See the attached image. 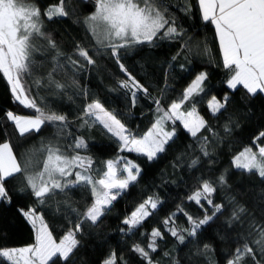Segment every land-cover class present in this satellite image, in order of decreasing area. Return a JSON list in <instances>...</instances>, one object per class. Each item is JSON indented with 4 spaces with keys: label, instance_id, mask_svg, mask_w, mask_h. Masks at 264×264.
Wrapping results in <instances>:
<instances>
[{
    "label": "snow or ice",
    "instance_id": "obj_1",
    "mask_svg": "<svg viewBox=\"0 0 264 264\" xmlns=\"http://www.w3.org/2000/svg\"><path fill=\"white\" fill-rule=\"evenodd\" d=\"M79 3L92 4L94 10L81 19L73 0H58L43 9L38 0H0V75L9 87L13 103L33 112L20 115L6 109L4 118H0V128L10 122L21 140L38 135L45 127L53 130L50 136L40 137L39 147L33 145L19 157L8 139L0 142V204L12 205L13 191L35 198V203L17 207V212L33 230V242L24 246L0 247V264H74L72 258L80 247L78 236L84 231V225L97 226L102 222L114 202L141 176V167L126 156L100 161L98 166L92 156L82 154L87 153L89 147L86 139L73 136L70 126L74 121L55 109L48 102L49 96L67 95L73 100V95L67 94L72 88L76 97L85 100L75 118L80 122L79 126L102 127L117 143L118 152H135L149 162L154 161L166 151L170 142H174L179 122L202 156L209 157L208 163H215L211 159L213 153L208 151L209 137L203 134L213 130L197 109L207 95L208 73H197L181 95L165 107L162 101L168 91L169 72L165 73V88L160 90V96L152 97L148 88L122 62V50L130 51L145 44L156 47L158 41L180 40L183 52L210 54L207 41H196L188 35L187 30L178 24L173 9L186 17L198 15L202 22L214 27L222 66L228 73L225 81L228 89L242 87L252 97L264 94V0H79ZM73 17V23L83 25L94 45L85 47L76 41L72 52L68 53L48 30L47 22ZM104 57H111L126 77L118 81V87L130 96L132 107L136 106L140 95L151 99L155 106V119L142 135L126 127L118 118L119 113L106 108L99 98L89 100V89L82 87L76 78L90 68L99 69L97 58ZM46 65L50 67L45 71ZM173 67V64L168 65L169 69ZM180 67L184 69L183 64ZM68 69L71 70L70 83L57 79L61 73L68 76ZM229 101L227 94L222 99L212 95L207 99V108L212 116L223 115ZM233 127L238 124L229 120L225 133H231ZM199 164L201 159L197 156L191 160L189 168H196ZM231 165L239 173L256 175L264 182V131L232 157ZM229 175L230 171L226 169L215 181L200 180L198 187L186 197L199 207L202 216H193L177 205L176 211L161 221L166 232L154 227L146 245L133 244L131 250L143 264H161L153 254L160 247L157 241L164 240L166 234L174 237L180 245L193 244L190 259L204 257L207 264H218L213 246L204 243L201 247L196 241L205 226L229 209L224 228L237 232V246L226 258V264H248L249 260L251 264H264V220H258L248 206L237 199L229 184ZM17 178L21 183L10 188L9 182ZM76 188L88 189L92 203L80 212L64 200L63 205L75 214L76 219H69L72 226L57 238L38 209L59 214L61 201L56 200L57 195ZM259 195L258 203L264 205V190ZM217 196H220V202H217ZM162 205L159 197H147L123 219L122 223L127 227L120 231L135 235L144 221L154 216ZM259 211L264 217V207ZM178 213L186 217L187 227L175 223ZM221 239L225 240L227 236H221ZM163 255L170 258V264H180L170 252L165 251ZM118 262L128 264L122 256L110 251L101 264Z\"/></svg>",
    "mask_w": 264,
    "mask_h": 264
},
{
    "label": "trees",
    "instance_id": "obj_2",
    "mask_svg": "<svg viewBox=\"0 0 264 264\" xmlns=\"http://www.w3.org/2000/svg\"><path fill=\"white\" fill-rule=\"evenodd\" d=\"M38 2L43 9L47 5L57 3L58 0H38ZM73 4L81 19L94 10L92 4H80L79 0H73ZM173 11H176L178 24L187 30L188 35L193 36L196 41H207L211 49L210 54L196 51L192 54L183 52L180 40L158 41L156 47H149L145 44L130 51L122 50V62L132 75L148 88L152 97L160 96V90L165 88V73L169 72L167 76L168 91L165 100L162 101L165 107L171 100L177 99L181 95L183 89L197 73L202 71L208 73L207 95L203 103L197 105V109L212 127V132L203 134L209 137L208 151L213 153L211 159L215 163H208L209 157L202 156L198 147L194 145L193 139L183 130L179 122L176 125L177 136L174 138V142H170V145L166 146V151L154 161L149 162L146 157L135 152H118L117 143L110 138V134H106L102 127L81 128L79 126L80 122L75 118L83 108L85 100L82 97H76L72 88L67 90V94L73 95V100H69L67 95H62L59 98L49 96L48 102L74 121L70 126L73 136H82L86 139L89 147L87 153L82 154L92 156L98 166L100 161L115 159L118 155L126 156L142 169L138 182L130 186L114 202L111 211L102 218V222H99L97 226H92L90 223L84 225V231L78 236V239L81 240L80 247L72 258L74 264H101L110 251H115L118 257L122 256L128 261V264H143L138 255L131 250L133 244L146 245L154 227L166 232L161 221L176 211L177 205L183 206L193 216H202L203 213L199 207L193 202H189L186 197L198 187L200 180L215 181L226 169L230 171L229 184L232 185L237 199L246 204L249 211L258 220H264L259 211V208L264 205L258 203L259 193L264 190V182L256 175L239 173L231 165L232 157L250 145L260 131H264V94L252 97L242 87H238L237 90L228 89L225 83L228 73L222 66L221 53L213 26L202 22L198 15L186 17L176 9ZM74 18L54 19L47 22L48 30L54 33L57 43L68 53L72 52L76 41H80L85 47L94 45L90 35L85 33L83 25L73 23ZM177 53L181 54L177 56ZM173 56H176L177 59L173 60ZM97 61L99 69L90 68L76 77L82 87L89 89L91 93L89 100L99 98L106 108L119 113L118 118L126 124V127L133 133L142 135L151 127L155 119V106L151 99L140 95L136 106L132 107L130 96H126L125 91L118 87V81L126 79V77L120 72L115 61L111 57L97 58ZM169 64H173L174 67L169 69ZM181 64L184 65V69H181ZM48 67L50 65L45 66V71ZM66 71L68 76L61 73L57 79L70 83L71 70ZM42 94L46 95V93ZM225 94L230 97L227 111H224L223 115L212 116L207 108V99H210L212 95L222 99ZM6 109L20 115L33 114L32 110L24 109L18 103H13L9 87L0 75V118H4ZM229 120L233 124H238V127H233L231 133H225L224 128ZM169 130H171L170 127ZM52 131L50 127H45L38 135L21 140L14 126L10 122H5L4 128H0V142L8 139L19 157L33 145L39 147L40 137H48ZM189 145H194V148H189ZM197 156L200 157L201 164L190 169L191 160ZM37 159H41V157L37 156ZM19 183H21V179L17 178L11 180L8 186L12 188ZM12 195V205L0 204V247L24 246L33 242V230L17 212V207L35 203V198L20 195L15 191ZM222 195L223 192L220 193V196ZM149 196L159 197L163 201L162 207L158 208L154 216L144 221L135 235L122 233L120 229L127 227L122 223L123 219ZM220 196L216 197L217 202H220ZM56 200L61 201L59 214L53 215L48 209H38V213L44 214L46 222L53 228L54 236L59 238L72 226L68 222L69 219L73 221L76 219L75 214L67 209L62 202L67 200L71 207L83 212L92 203V197L88 189L76 188L57 195ZM229 214L230 209L219 219L205 226L198 234L196 241L201 247L204 243L213 246L218 264H226V258L237 246V232L224 228L225 220ZM175 223L181 227H187L186 217L182 214H177ZM237 231L240 230L237 229ZM221 236H227V239L222 240ZM157 242L160 247L153 254V258L160 260L161 264H170V258L163 255L165 251L170 252L172 257L180 261V264H207L204 257L190 259L191 253L194 251L192 243H187L186 246L180 245L170 234H166L164 240ZM248 264H251L250 260Z\"/></svg>",
    "mask_w": 264,
    "mask_h": 264
},
{
    "label": "crops",
    "instance_id": "obj_3",
    "mask_svg": "<svg viewBox=\"0 0 264 264\" xmlns=\"http://www.w3.org/2000/svg\"><path fill=\"white\" fill-rule=\"evenodd\" d=\"M214 28V27H213ZM218 48H219V46H218Z\"/></svg>",
    "mask_w": 264,
    "mask_h": 264
}]
</instances>
